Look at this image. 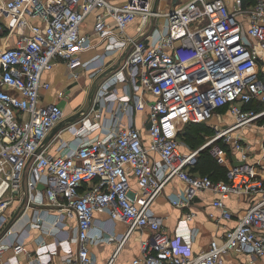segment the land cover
I'll return each mask as SVG.
<instances>
[{
    "label": "built area",
    "instance_id": "obj_1",
    "mask_svg": "<svg viewBox=\"0 0 264 264\" xmlns=\"http://www.w3.org/2000/svg\"><path fill=\"white\" fill-rule=\"evenodd\" d=\"M153 3L0 0V43L14 37L0 46V254L11 246L4 243L12 235L7 210L18 198L23 211L42 206L55 212L54 231L48 230L53 240L38 241L36 264H48L58 251L63 264H94L91 246L116 242V254L136 231L140 254L132 264H224L229 252L264 256V180L249 162V146L234 135L259 120L264 128V0H188L166 14L154 11ZM97 11L92 34L83 33L86 17ZM136 20V35L126 34ZM93 38L105 43L104 53L82 60L81 54L95 47ZM117 52L122 57L96 85L90 109L77 125L62 128L63 108L42 101L50 89L43 74L60 60L75 79L78 69L95 77L103 58ZM64 96L57 93L58 99ZM257 105L263 108H252ZM145 109L146 137L133 124L135 111ZM223 110L233 123L215 127L202 146L184 152L182 127L208 124ZM65 131L73 136L69 141L61 136ZM53 141H60L54 153ZM228 147L238 152L234 164ZM202 149L226 168L225 179L190 171ZM171 179L185 185L183 199L171 201L176 207L189 205L203 191L216 195L212 207L226 220L232 216L226 199L246 196L250 205L220 241L188 256L183 249L193 240L188 222L194 214L185 215L170 236L152 210ZM29 226L44 228L40 219Z\"/></svg>",
    "mask_w": 264,
    "mask_h": 264
},
{
    "label": "crops",
    "instance_id": "obj_2",
    "mask_svg": "<svg viewBox=\"0 0 264 264\" xmlns=\"http://www.w3.org/2000/svg\"><path fill=\"white\" fill-rule=\"evenodd\" d=\"M108 1L111 4L120 5L126 0ZM187 1L188 0H178L175 2V0H159L156 11L161 14H166L175 7L183 5ZM99 12L100 11L90 13L86 17L81 26V31L83 33L92 34L95 16ZM163 21L164 18L161 17L157 20V23L162 25L164 23ZM137 25L138 20L127 27L126 34L135 36ZM13 39L14 37L12 35L7 38L3 37L0 46H4L5 41H8L9 44H11ZM94 45L95 47L93 49L81 54L82 60H87L95 55H102L104 53V42L95 38ZM121 55L122 54L117 52L110 53L104 57L102 60V71L95 77L89 76L91 72L90 70H76L75 73L78 75L76 79L72 77L71 71L66 65L62 61L57 60L52 70L43 74L42 78L50 84V89L42 93V101L47 103L58 102L64 112L68 109L78 111L87 99V103L91 107L94 101L96 85L99 84L105 76L113 72L122 57ZM114 90L116 95H121L123 93L122 85H117ZM59 91L65 92L64 98L58 99L57 93ZM150 99L151 98L148 96L145 98L147 101ZM257 107L258 105L255 108ZM71 118H73L72 121H64L62 128L77 125L76 123L78 120L75 121L74 117ZM66 119H69V116H66L65 120ZM232 123L233 119L228 111L223 110L222 116H215L208 124H205V126L215 129V127L223 128ZM133 124L136 127L141 128L144 132L143 135L145 136L147 127L146 109L144 111H135ZM234 135H238L245 140V144L250 148L249 162L253 165L257 175L264 180V128L261 126V120L257 123H251L241 127L234 132ZM61 136L67 141L73 138L69 131H65ZM59 142L60 141H53L51 152L54 153V149L52 148ZM190 149L189 146L182 148L184 152H189ZM228 153L229 162L232 164L236 163L238 161V152L234 151L232 147H228ZM198 156H200V154ZM198 162L199 161H197V163ZM195 166L190 169L193 174L199 175L202 170L210 175L213 180H223V173H219V171L226 170L224 166L218 165L219 167L224 168L219 169L218 171L217 169H197ZM184 190L185 185L179 179H171L164 186L162 193L153 201L152 210L156 215L163 218L164 227L170 236L173 235L179 221L183 219L185 215H188L189 213L194 214L193 218L188 222V226L192 231L193 240L187 250L183 249L184 253L188 256H193L206 251L212 240L220 241L224 232L233 228L237 224L238 218H240L243 211L250 205L249 198L246 196H235L226 199V207L232 214L231 218L226 220L221 218L219 211L212 207V201L215 199L216 195L211 191L200 192L187 206H174L171 201L173 199H183ZM37 208L38 209H27L23 211L22 201H19L18 198L11 203L7 212H9L13 218L10 222L12 235L4 237V243L11 244V246L0 254V264H36L33 253L38 241L41 238L46 243H50L53 240L52 235L51 233H48V230L49 232L54 231V229H51L50 224L54 219L53 215H55V212L47 207L38 206ZM95 216L101 218L103 217V214H96ZM39 219L43 221L44 228L41 226H29L35 221L38 222ZM69 223L68 226L74 227L75 223L73 221H69ZM116 230H122L121 223L117 224ZM73 235L74 234L71 233V237ZM138 237H140L139 232H134L116 254H114L118 249V244L116 242L99 243L91 246L90 253L95 259L94 264H132L133 259L137 258L140 254ZM16 240H19V242H15ZM184 243V240H181V244L184 245ZM16 244H19L23 249L14 252L13 247ZM70 246L74 251V244H70ZM223 262L224 264H264V256L248 257L243 254L229 252L223 257ZM48 264H63L62 253L58 251L56 254H53Z\"/></svg>",
    "mask_w": 264,
    "mask_h": 264
},
{
    "label": "rangeland",
    "instance_id": "obj_3",
    "mask_svg": "<svg viewBox=\"0 0 264 264\" xmlns=\"http://www.w3.org/2000/svg\"><path fill=\"white\" fill-rule=\"evenodd\" d=\"M177 1L178 0H175V2H177ZM87 101H88V99H87ZM87 101H85L84 105L78 111L77 110H72V109L66 110L65 111V115L69 116V118L74 117L75 121L79 120L80 117L82 116V113H86L90 109V105H88ZM72 114H73V116H72ZM186 125L187 124H185L182 127L181 131L179 132V141L181 143H183L186 147L190 146L192 150L198 149L200 146H202L206 141H208L214 135V129H211V128H208V127H204V130L207 131V132H205V134H202L203 136H201L199 138L198 137L192 138V136L188 132L189 136L184 137L183 135L187 131V126ZM195 128H196V126H195ZM193 129H194V127H190V130H192V132L195 133Z\"/></svg>",
    "mask_w": 264,
    "mask_h": 264
},
{
    "label": "trees",
    "instance_id": "obj_4",
    "mask_svg": "<svg viewBox=\"0 0 264 264\" xmlns=\"http://www.w3.org/2000/svg\"><path fill=\"white\" fill-rule=\"evenodd\" d=\"M255 107L256 106H253L252 108H254L257 111L258 110H261L263 108L262 105H258L257 108H255ZM186 126H187V131H186V133H184V135H183L184 137L189 136L188 135V132H189L190 135L192 136V138H194V137H198L199 138V137L203 136L202 134H205V132H207V131L204 130V127H206L205 124H202V123L201 124H191V123H188ZM195 126H196V128H195ZM190 127H194L193 130H194L195 133H193L192 130H190ZM199 154H200V156H198L199 159L197 158V161H199V162L196 163L195 168H197V169H215V170L217 169V171L219 169H224L222 167H219L216 164L215 160L212 159L209 156V154H208V152L206 150L201 151ZM224 171L223 170H220L219 171V173H221V172L223 173V179H225V172ZM199 175H208V174H206L205 172H203L201 170V173H199ZM208 176L212 179V177L210 175H208ZM213 181H216V180H213Z\"/></svg>",
    "mask_w": 264,
    "mask_h": 264
},
{
    "label": "water",
    "instance_id": "obj_5",
    "mask_svg": "<svg viewBox=\"0 0 264 264\" xmlns=\"http://www.w3.org/2000/svg\"><path fill=\"white\" fill-rule=\"evenodd\" d=\"M158 3H159V0H154V5H153V10H154V11L157 10V5H158ZM94 87H95V85H94ZM65 121H66V122L72 121V118L66 119ZM60 128H61V125L57 126L55 129H53V131L51 132V135L49 136V138L53 137V135H54V134L57 132V130H59ZM49 138L46 139V141H44V144L49 140ZM203 150H204V149L200 150V152L203 151ZM128 196H129L130 198H133V194H132L131 192H128Z\"/></svg>",
    "mask_w": 264,
    "mask_h": 264
}]
</instances>
